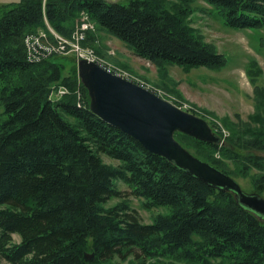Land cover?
<instances>
[{
    "label": "trees",
    "instance_id": "16d2710c",
    "mask_svg": "<svg viewBox=\"0 0 264 264\" xmlns=\"http://www.w3.org/2000/svg\"><path fill=\"white\" fill-rule=\"evenodd\" d=\"M204 1L227 27L264 29V0H20L0 4V255L11 264H264V217L233 191L199 180L91 110L78 70L60 55L29 59L26 38L52 28L72 38L81 13L159 67L222 69L227 58L192 25ZM54 39V38H52ZM97 36L87 32L84 46ZM255 60L247 74L255 112L224 119L223 144L176 133L192 154L264 192V85ZM71 92L53 100V86ZM82 91L79 105L76 88ZM104 157L117 163H108ZM121 184L146 210L144 223ZM113 199L119 202L108 206ZM16 237L19 239L17 240ZM87 254H94L92 259Z\"/></svg>",
    "mask_w": 264,
    "mask_h": 264
},
{
    "label": "rangeland",
    "instance_id": "374dc122",
    "mask_svg": "<svg viewBox=\"0 0 264 264\" xmlns=\"http://www.w3.org/2000/svg\"><path fill=\"white\" fill-rule=\"evenodd\" d=\"M18 1L20 0H0V4L7 5ZM119 1L122 3L128 2V0ZM194 7L195 12L191 17L192 25L208 42L215 44L220 53L226 56L227 65L222 69L197 67L186 71L178 65H169L163 68L145 60L139 61V64H135V66L129 63L121 64L122 60L132 55V50L125 42L105 30H98L96 24L85 13H81L77 20L76 29L80 28L83 22L91 23L94 29H90L89 32H94L97 36V41L94 44L97 51L93 47H89L95 50L98 57L132 74L154 91L173 98L178 104L188 105L192 113L207 119L214 131L225 142L230 136V131L223 120L228 118L237 123L241 118L247 121L249 116L256 110L254 87L248 77L247 70L250 62L255 60L257 66L263 72L258 83L264 85V29L252 30L227 27L215 9L204 1L196 2ZM39 33H45L54 40L61 36L52 28H50V32L41 30L37 34ZM32 35L36 34H30L29 36ZM60 56L61 60L59 61L65 64V76L74 75L75 70H78L76 55L70 52ZM60 88H65L71 92L65 85L53 86L50 97L55 90ZM75 93L78 96V103L84 104L85 97L79 87L76 88ZM59 98L61 97L54 96L55 100ZM4 112L5 108L0 102V120L5 118ZM260 154L264 155V153ZM104 160L108 163H117L108 157H104ZM252 174H264V172L254 170ZM235 179L244 192L248 194L257 193L251 178L237 177ZM121 189L125 193L124 197L138 211L144 223H152L153 218L158 214L170 213V207L168 206L148 211L141 205V200L131 195L130 189L126 185L121 184ZM261 194L264 197V192ZM117 202H119L118 199H113L108 206H112ZM16 239L19 240L17 237ZM133 259L134 256L129 257L126 261L118 259L116 262L118 264H133ZM147 263L149 264V262ZM0 264L11 263L0 255ZM152 264H170V262L164 259L159 262L153 261Z\"/></svg>",
    "mask_w": 264,
    "mask_h": 264
},
{
    "label": "water",
    "instance_id": "95a60500",
    "mask_svg": "<svg viewBox=\"0 0 264 264\" xmlns=\"http://www.w3.org/2000/svg\"><path fill=\"white\" fill-rule=\"evenodd\" d=\"M78 74L88 90L91 110L104 121L199 180L235 192L240 204L264 217V197L244 192L235 178L195 156L176 139V133L180 132L203 142L220 144L221 136L206 119L115 76L95 62L81 60ZM86 257L92 259L94 254Z\"/></svg>",
    "mask_w": 264,
    "mask_h": 264
},
{
    "label": "built area",
    "instance_id": "2783aa9c",
    "mask_svg": "<svg viewBox=\"0 0 264 264\" xmlns=\"http://www.w3.org/2000/svg\"><path fill=\"white\" fill-rule=\"evenodd\" d=\"M90 29H94V26L89 22H83L80 28L76 29L72 38H64L58 36L56 40H52L50 36L45 33H39L36 35L28 36L26 38V46L28 50L29 59L34 62H39L44 59L50 58L54 55H62L64 53H74L77 57V61L88 60L97 63L99 66L104 68L106 71L114 74L115 76L121 77L130 82L136 83L141 87L148 89L149 91L155 93L159 97L168 100L179 108L192 112L188 105H180L173 98L163 95L161 92H156L151 89L146 83L138 80L132 74L127 73L123 69L101 59L96 54L95 50L89 46H84L83 41L87 39V32ZM69 90L65 88H60L55 90L51 95V99L54 100V96L62 97L69 94ZM79 105H82L79 103Z\"/></svg>",
    "mask_w": 264,
    "mask_h": 264
},
{
    "label": "crops",
    "instance_id": "0c3cea01",
    "mask_svg": "<svg viewBox=\"0 0 264 264\" xmlns=\"http://www.w3.org/2000/svg\"><path fill=\"white\" fill-rule=\"evenodd\" d=\"M132 55L131 57L128 56V58L124 59L121 61V64H124V63H129L131 64L132 66H135V64H139V61L141 62L142 60H145V59H142L140 57H137L132 51H131ZM118 59V58H116ZM119 60V59H118ZM147 62V60H145ZM124 66V65H123ZM126 66V65H125Z\"/></svg>",
    "mask_w": 264,
    "mask_h": 264
}]
</instances>
